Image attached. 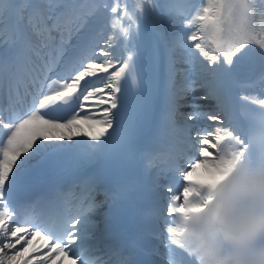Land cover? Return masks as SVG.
Listing matches in <instances>:
<instances>
[{"label": "snow or ice", "instance_id": "obj_1", "mask_svg": "<svg viewBox=\"0 0 264 264\" xmlns=\"http://www.w3.org/2000/svg\"><path fill=\"white\" fill-rule=\"evenodd\" d=\"M250 54L255 75L240 82ZM238 82L259 86L239 97L258 107L237 100ZM261 97L264 0H0V264H111L91 258L90 234L115 241L117 264H264ZM177 140L167 205L121 239L122 185L98 227L91 193ZM67 180L85 195L64 208ZM36 237L48 250L31 255Z\"/></svg>", "mask_w": 264, "mask_h": 264}, {"label": "bare ground", "instance_id": "obj_2", "mask_svg": "<svg viewBox=\"0 0 264 264\" xmlns=\"http://www.w3.org/2000/svg\"><path fill=\"white\" fill-rule=\"evenodd\" d=\"M131 3H132V0H129L130 6H131ZM154 23H156L161 28L167 27L166 23L163 22V20L159 19L158 17H154ZM141 28H143V25H141ZM117 31H118V29H117ZM116 54H117V56L126 55V53L123 51L122 46L117 47ZM252 55L253 54H250L249 58H246V61L244 63V70L238 76V81H240V82L247 81V80L253 78L255 75V73L253 71L249 70L253 67ZM233 91H234V94H235L238 101H239V97L243 96V95H247L249 97H259L260 96L259 86H257L255 89H245V88L240 86L239 82L236 83L235 85H233ZM261 98H264V97H261ZM239 102L241 103V101H239ZM205 103H207V101ZM203 105L207 106V104H203ZM98 210L92 216V219L96 223L97 226L100 223L97 219L98 215H100V211H98ZM90 240H92V239L89 238V241ZM47 243L48 242L43 240L42 237L34 238L32 241V244L29 246V253L31 255H39L40 253L38 251H34L36 249H40L42 251H47L48 250L46 247ZM94 246H98V245H94ZM52 255H55V253H52ZM54 264H72V261L70 259H66L63 256H61L59 260H56L54 262Z\"/></svg>", "mask_w": 264, "mask_h": 264}]
</instances>
